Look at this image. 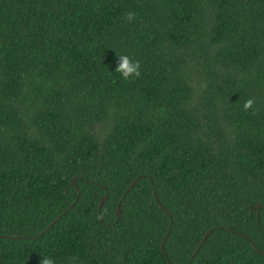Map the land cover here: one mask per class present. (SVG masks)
Listing matches in <instances>:
<instances>
[{"label":"trees","instance_id":"16d2710c","mask_svg":"<svg viewBox=\"0 0 264 264\" xmlns=\"http://www.w3.org/2000/svg\"><path fill=\"white\" fill-rule=\"evenodd\" d=\"M42 257L264 264V0H0V264Z\"/></svg>","mask_w":264,"mask_h":264},{"label":"clouds","instance_id":"9594fccd","mask_svg":"<svg viewBox=\"0 0 264 264\" xmlns=\"http://www.w3.org/2000/svg\"><path fill=\"white\" fill-rule=\"evenodd\" d=\"M134 16H135L134 13H129L127 16V19L129 21H131L134 19ZM116 72L121 74L123 80L131 81L133 77L138 78L141 75L140 63H139V61L131 60L126 55H119V64L116 68ZM252 106H253V100L252 99L246 100L244 102V105H243L244 111L245 112L249 111L252 108ZM154 193L155 192H153V196H154ZM154 199H155V197H154ZM156 202L159 204L160 203L159 199H158V201L156 200ZM41 264H55V261L49 257H42Z\"/></svg>","mask_w":264,"mask_h":264},{"label":"water","instance_id":"95a60500","mask_svg":"<svg viewBox=\"0 0 264 264\" xmlns=\"http://www.w3.org/2000/svg\"><path fill=\"white\" fill-rule=\"evenodd\" d=\"M74 180H75V178H74ZM139 180V177L138 178H136L130 185H129V187H128V189H127V191L132 187V186H134V184L137 182ZM108 197V195L105 197V198H101L100 199V201H99V205H98V211L100 212V210H101V208H102V205H103V203H104V201H105V199ZM123 197H125V195H123ZM154 197H155V199L158 201V199H157V196H156V194L154 193ZM257 208V210H259V208H260V206H257L256 207ZM120 214H121V211H120V205H118L117 206V209H116V220H118L119 219V217H120ZM61 217V216H60ZM60 217H58L57 219H55L53 222H51L46 228H45V230H43V232H41V234H43V233H45L47 230H49L58 220H59V218ZM257 218H258V214H257ZM211 231L209 230L207 233H206V235L204 236V240L208 237V235H209V233H210ZM12 239H29V238H32V237H30V236H27V237H25V236H18V237H11ZM33 238H35V237H33ZM204 240L200 243V246L202 245V243L204 242ZM163 243H164V240L162 241V243H161V247L163 246ZM252 243V245L254 246V248L256 249V251H258L259 252V249L254 245V243L253 242H251ZM197 251L198 250H196L193 254H192V256H191V258H193L195 255H196V253H197ZM190 258V259H191Z\"/></svg>","mask_w":264,"mask_h":264}]
</instances>
